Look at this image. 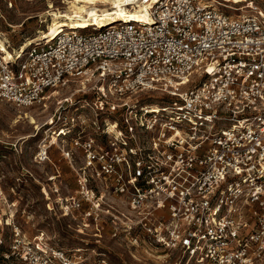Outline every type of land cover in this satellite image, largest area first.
Returning a JSON list of instances; mask_svg holds the SVG:
<instances>
[{"label": "built area", "instance_id": "obj_1", "mask_svg": "<svg viewBox=\"0 0 264 264\" xmlns=\"http://www.w3.org/2000/svg\"><path fill=\"white\" fill-rule=\"evenodd\" d=\"M12 1L0 0V39L14 54L0 45V99L46 106L71 85L92 95L58 105L38 152L49 159L55 147L75 172L66 215L97 233L108 221L114 237L181 250L191 264H264V10L255 0H119L146 6L148 19L67 27L25 49L1 30ZM23 1L43 2L46 14L70 2ZM14 230L9 246L0 233L3 263L109 264L86 246L27 245Z\"/></svg>", "mask_w": 264, "mask_h": 264}, {"label": "rangeland", "instance_id": "obj_2", "mask_svg": "<svg viewBox=\"0 0 264 264\" xmlns=\"http://www.w3.org/2000/svg\"><path fill=\"white\" fill-rule=\"evenodd\" d=\"M12 2V6L2 5L9 25L2 22L1 30L17 48L40 28L45 30L47 23L41 22L43 2ZM254 5L264 10V0H255ZM253 10L244 8V12ZM77 87L61 89L40 107H18L0 99V233L10 241L17 229L27 245L41 242L66 250L86 246L92 258H104L109 264H191L181 250H169L149 240L134 246L125 233L114 237L108 221L97 233L92 225L84 228L81 215H66L65 197L76 193L75 172L55 147L49 150V159L40 160L38 152L45 138L51 139L49 126L58 105L63 101L81 104L92 98L89 93H74ZM84 111L94 117L91 110ZM27 113L35 116L38 127L30 123ZM12 263H3L0 257V264Z\"/></svg>", "mask_w": 264, "mask_h": 264}, {"label": "bare ground", "instance_id": "obj_3", "mask_svg": "<svg viewBox=\"0 0 264 264\" xmlns=\"http://www.w3.org/2000/svg\"><path fill=\"white\" fill-rule=\"evenodd\" d=\"M244 1L246 0H231L230 2L238 3ZM106 2H111L112 5L107 6ZM146 8V6L140 5L139 8L132 10L119 0H70L66 10H55L51 14L41 13V22L47 23L46 29L40 28L35 36L28 37L24 41L25 45L23 48L25 49L35 40L59 34L65 29V26H72L71 28H87L92 25L104 27L126 17L148 19ZM0 45L2 50L6 52L7 57L12 58L14 56L3 39H0ZM26 117H29L30 123L36 124V127H38L35 116L27 113ZM56 139L55 137L53 142Z\"/></svg>", "mask_w": 264, "mask_h": 264}, {"label": "flooded vegetation", "instance_id": "obj_4", "mask_svg": "<svg viewBox=\"0 0 264 264\" xmlns=\"http://www.w3.org/2000/svg\"><path fill=\"white\" fill-rule=\"evenodd\" d=\"M11 238V239H10ZM9 239H10V241L7 239V245L9 246V245H11V242L13 241V237L11 236H9ZM9 248V247H8ZM87 250H88V247L86 248Z\"/></svg>", "mask_w": 264, "mask_h": 264}]
</instances>
